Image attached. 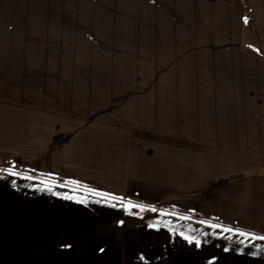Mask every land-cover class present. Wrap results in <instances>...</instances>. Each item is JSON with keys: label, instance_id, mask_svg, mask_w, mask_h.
<instances>
[{"label": "crops", "instance_id": "obj_1", "mask_svg": "<svg viewBox=\"0 0 264 264\" xmlns=\"http://www.w3.org/2000/svg\"><path fill=\"white\" fill-rule=\"evenodd\" d=\"M28 2L0 0V264H203L264 247V0H181L192 39L148 49L147 81L68 76L67 88L60 74L77 72H61L58 29L29 19ZM28 188L73 237L29 244L13 231Z\"/></svg>", "mask_w": 264, "mask_h": 264}, {"label": "rangeland", "instance_id": "obj_2", "mask_svg": "<svg viewBox=\"0 0 264 264\" xmlns=\"http://www.w3.org/2000/svg\"><path fill=\"white\" fill-rule=\"evenodd\" d=\"M31 1H35L36 7L26 11L27 17L37 18L36 25L43 24L39 27L44 29L53 21L54 29H58L56 43L61 72L68 71L64 67H73L77 72L73 75L61 73V88H67L64 83L69 81L68 76L74 78L70 81L76 87H83L82 83L91 81H147V66L155 67L158 61L151 58L148 63L147 58H143L146 51L152 49L157 55L164 45L170 50H179L181 41L186 44L193 32V27L181 20V0H29V7ZM43 39L46 40L47 36L44 35ZM27 193L26 219L16 214L18 211L12 212L13 231L26 229L29 244L74 236L67 233L65 219H53V216L60 218L62 213L58 209L53 212V203L48 200L40 205L38 197L44 195L43 191L28 188ZM142 216L127 219L125 223H142L145 221ZM5 225H8L7 218ZM183 232L198 235L188 229ZM216 241L223 244L226 239L222 237ZM235 245L237 248L232 254L224 255L220 250L214 253L219 258L216 264H264L262 244L249 248H238L242 243ZM203 264H207L206 259Z\"/></svg>", "mask_w": 264, "mask_h": 264}, {"label": "snow or ice", "instance_id": "obj_3", "mask_svg": "<svg viewBox=\"0 0 264 264\" xmlns=\"http://www.w3.org/2000/svg\"><path fill=\"white\" fill-rule=\"evenodd\" d=\"M10 174L11 175H19L18 173H16V172H14V171H10ZM27 179H32V177H26ZM98 195H104V194H98ZM130 207H132L131 205H130ZM134 207H139V208H141V210H143V208H144V206H142V205H137V206H134ZM152 211H155V209H151ZM182 219H188V217H182ZM122 223V222H121ZM201 223H205V221H201ZM150 227H156L155 225H150ZM210 227H212V228H221L224 232H233L234 230L233 229H231V228H224L222 225H217V224H211L210 225ZM181 235L183 236V238L185 239V240H187L189 243H193V242H195V245H196V247H201L202 245H201V241L200 240H198V239H196L195 237H192V236H188V235H184L183 233H181ZM239 235H241V236H250L251 234H248V233H239ZM259 239H264V236H261V237H259ZM61 247H63V248H68V249H70L71 247H72V245L70 244V243H64V244H62L61 245ZM225 251H228V249L227 248H225L224 249ZM98 251H100V252H103L104 251V248H100V249H98ZM219 258L218 257H216V256H212L208 261H207V264H216V261L218 260Z\"/></svg>", "mask_w": 264, "mask_h": 264}, {"label": "trees", "instance_id": "obj_4", "mask_svg": "<svg viewBox=\"0 0 264 264\" xmlns=\"http://www.w3.org/2000/svg\"><path fill=\"white\" fill-rule=\"evenodd\" d=\"M21 172L24 174L23 176H26V177H32V180L33 181H40L41 179V177H38L37 175H35V172H33V171H29V170H26V169H22L21 170ZM51 180H54L55 182H54V185H60V186H62V184L61 183H59V181H57L56 179H51ZM154 207L155 208H159V210H161V209H163L164 208V206L160 203V204H156V205H154ZM155 212H157V211H155ZM188 220H192V221H197V219H195V218H191V219H189L188 218Z\"/></svg>", "mask_w": 264, "mask_h": 264}]
</instances>
